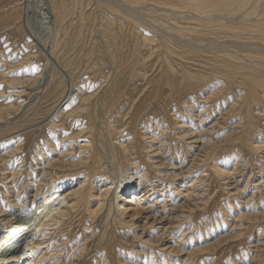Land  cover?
Masks as SVG:
<instances>
[{
  "label": "bare ground",
  "instance_id": "bare-ground-1",
  "mask_svg": "<svg viewBox=\"0 0 264 264\" xmlns=\"http://www.w3.org/2000/svg\"><path fill=\"white\" fill-rule=\"evenodd\" d=\"M92 1L78 0L70 13L67 0H45L46 16L53 21L58 41L43 50L56 72L39 87L47 94L41 115L45 122H53V127L65 124L69 141L84 142H73L57 160L37 169L42 173L54 166L58 176L40 196L47 186L42 173L32 185L37 191L28 194L29 201L12 206L13 212L26 207L27 215L2 223L0 264H60L57 251L74 240L82 244L76 245L80 255L72 264H95L99 254L103 255L100 263L113 264L118 259L110 242L113 231L98 239L93 233L101 224L125 226L142 215L152 221L151 226L164 231L152 242L172 249L167 246L166 233L179 221L175 217L178 209L146 200L150 197L146 185H154L155 179L187 180L199 173L188 186L187 199L199 197L197 182L207 184V192L213 187L221 190L218 178L230 174L216 162L229 151L220 153L221 141L212 142L224 127L232 133L221 140L230 142L237 163L251 165L252 173L259 169L257 177L264 171V138L258 139L262 130H254L264 117V17L250 18L254 7L264 1L99 0L100 4L91 6ZM137 9L172 15H161L166 20L146 12L135 16ZM206 40L213 43L203 45ZM90 77V82L85 81ZM205 87L212 91L208 97ZM7 109L8 114L13 113ZM214 115H219L216 121ZM232 120H236L233 125L228 123ZM154 129L157 135L151 132ZM160 134L178 139L185 150L183 156H189L187 165L185 159L176 173L157 171L167 159L161 151L165 141L154 143ZM66 135L59 145L67 140ZM188 148L191 151L187 152ZM258 161L261 165L256 169ZM106 164L113 166L115 173L109 181H102L101 177L109 174ZM67 174L73 181L63 184ZM259 178L254 187L263 190L264 177ZM73 182L78 187L68 189ZM249 184L250 180L245 188L251 187ZM163 196L167 197L166 193ZM3 211L1 206V219ZM237 220L235 226L254 221L246 214ZM64 233H71V240L60 244L58 238ZM104 238V247L97 246L91 256L87 254L94 239L100 242Z\"/></svg>",
  "mask_w": 264,
  "mask_h": 264
},
{
  "label": "rangeland",
  "instance_id": "rangeland-1",
  "mask_svg": "<svg viewBox=\"0 0 264 264\" xmlns=\"http://www.w3.org/2000/svg\"><path fill=\"white\" fill-rule=\"evenodd\" d=\"M77 1L67 0V3L70 4L68 6L70 13L73 12ZM262 1L264 0H261V3ZM97 2L100 4L99 0H93L91 6H94ZM252 2L254 0H251V4H253ZM256 2L257 0L254 3ZM45 7V0H0V207L2 206L5 211H3L4 216L2 219L0 218L1 231L5 229L2 224L5 221L11 218L17 219L18 217L19 220H22L27 215L26 207L18 209V212H13L12 206H15L16 203L22 206V204H25L24 202L29 201V195H34L37 191L32 188V185L35 181H39L42 173H45L47 186L40 190V196H42L41 193H44V189L49 188L53 179L58 176L57 167L50 166L42 173L37 169L41 165H48L57 160L58 155L64 149L70 150L69 146L73 142L78 144L80 141L84 142V140L69 141L68 139H71L67 138L69 137V128L64 123V127H53L52 124L54 123L45 122L47 119L44 121V116L41 115L40 108L44 105L47 94L45 90L43 91L39 87L51 80L54 72H56L52 65L48 64L43 50L45 48L46 50L49 49L54 42L58 41L53 21L46 16ZM256 7L250 12V18H263L264 5L259 4ZM135 11V16L136 13L141 16L145 12L146 14L159 16L167 14L170 17L172 15L171 12L162 11L156 13H148L146 10L141 9ZM151 11H154V8ZM144 18L148 19L147 16ZM160 19L164 18L161 16ZM207 42L209 44L213 43V41L206 40L203 45H208ZM44 43H46V47H44ZM90 80L91 77L85 81L90 82ZM78 84H80V80ZM205 88L208 90L205 97H208L212 94V91L210 88ZM7 108L12 109L11 112L13 113L8 114L10 111ZM214 117L213 121H216L219 115H214ZM260 120V125L254 130L257 132L262 130L261 133H258V139L262 140L264 138V117L263 119L260 117ZM235 121L232 120L228 123L233 125ZM204 127H206L205 124ZM224 129L225 127L216 132L215 140L212 142L218 143L221 141L218 144L220 148L217 149V151H222L220 153L225 154L226 151H229L223 158L220 157L222 160L216 162L218 168L230 174L229 177L218 178L221 190L213 187V190L207 192V184L197 182L196 194H199V197L187 199V194L191 192L187 190L188 186L198 178L199 173L188 177L187 180H173L171 181L172 184L169 181L155 179L153 180L155 186L151 182L146 185L150 188L148 189V196L150 197L146 200L151 201L154 199L158 206H161L163 202L170 208L171 205H176L178 209L175 217L179 218V221L171 226L169 233H166L168 237L167 246L177 250L173 253L170 251L172 249L166 250L165 246L161 247L160 244L152 242L160 238L164 231L158 230V226H151L152 221L146 220V215L138 216L134 222L131 221L125 226L114 227L110 225L106 227L101 224L93 235L98 239L100 235L107 237L110 231H113V240L110 242L113 244L114 255L118 258L113 264H264V247H262L264 246V221L262 219L264 217V188L259 190V188L254 187L257 181L260 180L259 177H264V171L259 177L256 176L260 173V170L257 169L261 165L260 160L254 165L257 171L255 170L253 173L251 165L248 166L246 162L237 163L235 154L231 152L230 142L221 140L225 136L229 139V135L232 133L228 131L229 129ZM156 131L154 129L151 132L157 135ZM65 134H67L65 138L67 140L64 144L59 145ZM157 137L158 139L154 143H164L165 141L161 151L164 155L166 154L164 157L167 158L165 162L160 164L161 170L157 171L165 174L176 173L185 159L186 164L184 165H187L189 156H183L185 150L180 147L182 144L178 139L161 134ZM169 137L171 138L169 139ZM155 145V148H157L158 144ZM175 146L177 147L175 148ZM189 150L190 148L187 152ZM77 151L78 149L75 153ZM144 153L148 154L145 151ZM147 159L152 160L148 157ZM188 167L185 169H188ZM237 167L239 172L237 171L236 175H232ZM105 170L109 174L107 176L103 175L101 179L102 181H109L113 178L112 174L115 173V169L110 164H106ZM199 172L202 175L206 173L202 169ZM130 173L134 174L132 170ZM65 176L63 184H70L73 181L72 176L69 174ZM249 180V185H252L245 188ZM101 184L102 182L98 185ZM70 187L75 189L78 187V183L73 182L68 189ZM175 188L183 194L178 195L179 193L174 190ZM165 193L167 197L163 196ZM253 194L254 197L251 196ZM10 200L13 203H9ZM159 210L162 211L163 209L160 207ZM243 214L253 217L254 221L246 226L242 221L238 223V226H235L237 225L236 221H239L237 220L238 217ZM66 236H70V239H67ZM71 237V233H64L58 239L61 240L60 244H62L65 243L63 240L69 241ZM105 239L100 240V242L94 239L92 250L90 249L87 254L91 256L97 250V246L104 247ZM80 244L82 243L74 240L68 246H62L57 251L60 256L56 260H59L60 264H65V261H67V264H72L75 258L80 255L79 253L76 254L78 250L76 245L79 247ZM198 249L203 250L195 253ZM72 250L74 251L71 252ZM191 252L194 253L189 256L188 253ZM97 257L98 261L95 264H102L99 261L103 260V255L99 254Z\"/></svg>",
  "mask_w": 264,
  "mask_h": 264
}]
</instances>
